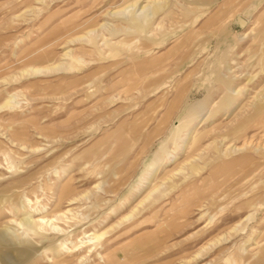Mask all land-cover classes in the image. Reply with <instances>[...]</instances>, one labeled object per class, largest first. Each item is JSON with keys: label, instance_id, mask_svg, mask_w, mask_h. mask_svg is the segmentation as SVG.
<instances>
[{"label": "rangeland", "instance_id": "1", "mask_svg": "<svg viewBox=\"0 0 264 264\" xmlns=\"http://www.w3.org/2000/svg\"><path fill=\"white\" fill-rule=\"evenodd\" d=\"M224 2L0 0V264H264V0Z\"/></svg>", "mask_w": 264, "mask_h": 264}, {"label": "bare ground", "instance_id": "2", "mask_svg": "<svg viewBox=\"0 0 264 264\" xmlns=\"http://www.w3.org/2000/svg\"><path fill=\"white\" fill-rule=\"evenodd\" d=\"M227 0H225V2H226ZM224 2V4H226ZM239 19H237V22H239L238 21ZM245 23H244V21H241L240 22V24H239V26L241 25V26H243ZM139 26H140V24H138ZM154 63H156V61H151V62H148L147 64H145L146 66H151V65H153ZM48 69V68H47ZM31 72V71H30ZM37 73V72H36ZM233 92H234V90H233ZM11 95V94H10ZM10 99V98H9ZM5 104L7 103V102H4ZM9 108V107H8ZM11 108V107H10ZM149 193H151V192H149ZM28 201V200H27ZM72 201V200H71ZM28 203H29V201H28ZM71 211L72 210H66L65 212H62V213H60V215L61 216H65V214H67V213H71ZM71 215V214H70ZM69 218V217H68ZM73 219V218H72ZM52 219H49V218H47V219H45V216L43 217V216H41V217H37L36 219H33V220H31V221H29L28 223H29V228H30V230L32 231V233L33 234H37V233H39V232H42V231H55L56 233H63V229L62 228H59V227H57V226H55V225H53L52 223ZM19 225H20V223H19ZM101 236H102V234L100 233V234H97V233H89V234H87L86 236H84V238H87V240H83V241H80V242H74V243H72V245L70 246V247H68V245L66 246L65 244V242H61V243H59L58 244V246L57 247H60V249H66L68 252H70V253H76V252H78V251H80V250H83V249H87L88 250V252H91L92 250H94L93 248V245L95 244V243H97V244H99L98 243V240L101 238ZM97 246V245H96ZM95 246V247H96ZM98 247V246H97ZM101 247V246H100ZM102 248V247H101ZM85 249V250H86ZM96 250V249H95ZM84 251V250H83ZM87 252V253H88ZM94 252H96V251H94ZM89 254V253H88ZM87 254V255H88ZM79 255V254H78ZM98 255V254H97ZM83 256V255H82ZM89 256V255H88ZM78 257V256H77ZM90 257V256H89ZM104 256H101L100 258H103ZM81 258V256L79 255V258L78 259H80ZM77 259V260H78ZM104 259H106V262H104L103 264H117L116 263V257H114V256H105V258ZM81 260V259H80ZM82 260H83V258H82ZM100 261H101V263H102V260L100 259ZM78 262H79V260H78ZM81 262V261H80ZM77 263V262H76ZM82 263V262H81ZM95 264H99V263H95Z\"/></svg>", "mask_w": 264, "mask_h": 264}]
</instances>
